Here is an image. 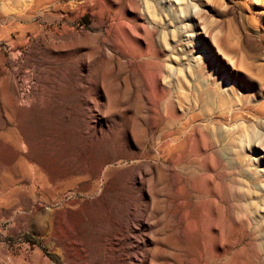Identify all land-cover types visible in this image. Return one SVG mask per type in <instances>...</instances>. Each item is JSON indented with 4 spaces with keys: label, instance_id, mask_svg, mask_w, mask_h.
Returning <instances> with one entry per match:
<instances>
[{
    "label": "rangeland",
    "instance_id": "rangeland-1",
    "mask_svg": "<svg viewBox=\"0 0 264 264\" xmlns=\"http://www.w3.org/2000/svg\"><path fill=\"white\" fill-rule=\"evenodd\" d=\"M0 117V264H264V0H0Z\"/></svg>",
    "mask_w": 264,
    "mask_h": 264
},
{
    "label": "bare ground",
    "instance_id": "bare-ground-1",
    "mask_svg": "<svg viewBox=\"0 0 264 264\" xmlns=\"http://www.w3.org/2000/svg\"><path fill=\"white\" fill-rule=\"evenodd\" d=\"M160 76H161V73L157 75V79H156V81L159 85L161 82ZM84 100L86 103L92 101L91 99H88L87 97H85ZM15 110L16 109L13 110L14 114H16ZM152 111L153 110H152L151 106H148V112L152 113ZM7 121L8 120H6L4 118L0 119V129H3V130H0L1 144H7L8 148L11 150L12 159L23 161L24 157H25V155L23 154V151H25L26 145H25L24 140H23L22 131H21L20 127L17 125L12 126V127H7L6 126ZM97 122H100L99 125H101L102 123L108 122V120L103 118L101 114H98ZM103 129H105V131H103ZM103 129L102 130L101 129L93 130L91 133H88V134H84L85 133V130H84V131H82V136H81V141L84 145H86V146L92 145V147L89 149L88 154H86V158H85L84 163L88 162L93 166V169L97 172V177H99L100 175H102L104 173V166L108 162H111V160H109V158L107 156L98 155L96 152V150L98 149V146H99L97 138L100 135H103V132L106 133L110 129V122L107 123L106 127ZM176 133H177L176 131L175 132L170 131L167 123L164 124L163 128L158 133L159 142L156 145V150L158 152L166 155L168 160L170 157L173 156V150L177 146L175 144V141L178 140V136H176ZM149 156L150 155H148L146 157V159H148ZM65 160L68 161V158H66ZM78 164L81 166V169H84V167L86 166V165L82 166V163L79 160H78ZM168 168L171 169L170 166H168ZM67 172H68V170H67ZM146 175H147V171L145 170L144 167L138 169L135 173V177L138 178L139 181L144 179ZM98 185H96V186H98ZM65 207H66L65 205H61L59 208L63 209ZM51 213L53 215H57V214H59V211H58V209H52ZM82 220H84L82 214H78L72 219V225H78L79 223L82 222ZM60 222L63 223L64 218H62V217L57 218L55 220V222L51 225V228H52V230L55 231V233L58 230V226H59ZM126 222H127V220H126ZM136 223L142 231H146L144 233L143 238L141 239V240H143L147 236V233H148V230H147L148 229V223L145 219L144 214H142L141 217L136 220ZM60 232H62V231H60ZM119 232H120L119 228H115L114 231L112 233H110V236L116 237V235L119 234ZM59 235H60V233H59ZM61 236H62V240H60L61 242H59V244H60V247L62 250L65 251L66 249H68L66 247L68 243H70L71 245H79L83 252H85L87 250V248H85V246H86L85 244H87L86 239H84V238L81 239V238H78V237L73 236V235L66 237V235L63 233H61ZM68 250H70V249H68ZM139 262L141 264H153L152 259L150 258V253H149L148 249H145L144 254L139 257Z\"/></svg>",
    "mask_w": 264,
    "mask_h": 264
}]
</instances>
